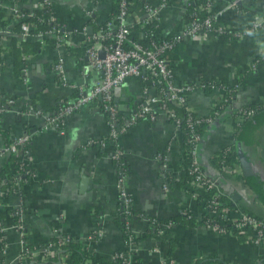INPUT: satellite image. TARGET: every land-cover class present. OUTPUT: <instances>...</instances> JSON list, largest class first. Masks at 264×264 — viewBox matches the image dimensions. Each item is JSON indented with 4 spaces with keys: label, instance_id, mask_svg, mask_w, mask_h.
Wrapping results in <instances>:
<instances>
[{
    "label": "crops",
    "instance_id": "1",
    "mask_svg": "<svg viewBox=\"0 0 264 264\" xmlns=\"http://www.w3.org/2000/svg\"><path fill=\"white\" fill-rule=\"evenodd\" d=\"M147 1L159 8L160 34L174 35L181 31L187 19L186 0H169L164 6L162 0ZM230 1L214 0V10H222L219 20L229 28H237L252 16H264V0H243L240 1L243 8L225 10ZM248 6L256 12L246 10ZM53 9L66 23L65 47L58 49L54 44L44 43L38 53L31 54L26 83L13 72L10 49L5 54L7 64L0 70V90L15 96V103L0 118V128L7 131L0 132V145L8 137L31 133L28 163L34 169L21 191L0 197V207L2 212L13 209L20 214L32 244L43 242L52 235L68 233L74 240L86 242L88 249L96 255L108 257L114 250L127 249L122 230L112 216L120 203L119 166L111 157L115 147L112 142L103 147L88 142L91 138L106 136L108 113L97 100L73 112L67 118L63 132L53 126L43 128V123L46 115L54 113L61 99L73 96L72 83L84 81L89 85L99 75L89 65L84 51L81 54L85 63L78 64V47L82 45L80 35L71 29L86 24L94 31L95 22L110 12L111 0L97 3L92 0H53ZM89 10L93 11V23L88 21L86 12ZM146 14L143 3L132 4L130 19L134 23ZM7 42L11 44L9 38ZM258 45V39L251 35L226 38L222 34L209 33L202 38H183L168 52L167 60L176 82L213 77L234 84L242 78L247 67L248 71L243 73L245 76L231 97V106H227L231 109L264 97V59L257 61L255 67L250 64ZM60 52L64 57L65 84L56 80L52 68ZM223 93L222 88L207 92L195 87L188 93L186 105L197 114H206ZM113 94L119 113L126 116L146 93L141 78L130 76L114 88ZM25 100L37 108L22 111L20 108ZM19 109L22 112H18ZM227 109L203 130L197 151L199 164L229 201L256 216H264V111L249 122L240 138H236V119ZM26 125H29L28 129ZM117 144L128 165L123 184L135 209L160 218L175 215L182 208L197 216L205 211V206L188 194L185 187L165 180L166 171L180 179V154L184 146L182 132L172 120L165 115L141 118L119 134ZM228 145L235 146L236 151L231 164L221 168L212 159ZM237 148L251 164L249 176L241 167ZM84 175L91 178V185L82 182ZM148 226L146 215L131 222V229L136 234H144ZM96 227L101 228L102 234L91 243L87 236ZM1 228L6 245L5 253L0 250V260L5 257L15 259L20 250L21 234L11 212L6 213ZM166 236L173 237V264H193L197 258L211 256L217 260L205 264H264L261 260L264 250L260 246L228 230L205 224H179ZM167 248L168 242L152 235L133 245L139 256L137 264H161ZM64 254L62 263L73 264L69 255ZM60 258L57 257L56 264L61 263Z\"/></svg>",
    "mask_w": 264,
    "mask_h": 264
},
{
    "label": "built area",
    "instance_id": "2",
    "mask_svg": "<svg viewBox=\"0 0 264 264\" xmlns=\"http://www.w3.org/2000/svg\"><path fill=\"white\" fill-rule=\"evenodd\" d=\"M92 1L97 3L99 0ZM168 1L169 0H162V6ZM189 1L195 2V0ZM240 1L243 0H231L225 5L224 9H235ZM132 4L133 3L128 4L126 0H120V8L116 15L112 18H103L95 22L98 24L100 23V26L91 33H88L87 27L89 25L87 26L86 24L71 29V32L80 35V44L84 47L89 65L92 69L98 71L99 75L94 82L89 85H86L84 81L72 83L71 86L74 89V95L66 99H61L54 113L46 115L43 123V128L53 126L63 132L65 127H62L61 124L66 122L67 118L73 112L99 98L102 102L103 110L108 113L107 133L103 138H91L88 142L101 147L105 146L108 142H114L115 147L111 154L112 158H118L122 155V151L117 144L119 134L130 125L136 123L140 118L148 117L154 119L158 115H165L172 120L178 128H181L180 117L177 116L172 107H169V104L186 105L188 93L195 87H200V81H174L172 69L168 64L167 54L180 40L185 37L202 38L209 33L223 35L225 31H229L235 38H244L251 35L257 40L258 31L264 30V16L259 15L252 16L237 28L227 27L225 24L221 23L218 18L222 10L215 11L214 0H206L203 6L196 7L197 10L205 8L207 12L206 15L199 20L194 17V10L187 13V19L181 31L178 34L171 35L170 38L166 34L159 33L158 7L152 6L146 1L143 3L147 12L146 16L138 21V23H134L130 19ZM0 6L3 10L7 11V13L12 14L15 21L21 22V30L19 33H16L17 37L21 39H39L42 41L46 36H53V38L56 39L54 45L58 49L65 47L66 40L63 34L65 32L66 23L65 21H56L58 15L53 9V0H27L26 2H21L20 0H0ZM86 13L89 17L88 21L90 20L93 23V11L89 10ZM46 20L51 22V26L45 31L41 29L36 30L37 22ZM152 21L156 22L154 32L157 39L153 38L149 42L143 43L140 39L146 36V31L142 26ZM102 22L103 24L101 25ZM8 33L9 29L2 28L0 25V55L3 57L0 66L3 67L7 64L5 54L10 47V44L7 42ZM132 33L135 38L129 40L128 36ZM127 40H129L128 44H126ZM100 50H103V56L99 55ZM261 51H264V43H259L256 48V53ZM23 58L29 62L31 55H23ZM257 61L258 59L255 54L252 62H250L251 66L255 67ZM28 68V63L20 67V75L18 76L24 83L27 81ZM52 68L57 75L56 80L65 84L64 57L61 52L54 60ZM130 76H138L141 78L146 94L144 99L132 112L126 116H120L118 107L113 100V91L115 87L123 83L125 79ZM216 88H222L224 93L226 92V87L224 85L214 87V89ZM224 93L218 102L226 100ZM4 97L6 98L7 104L15 102V98L12 97L11 94L5 93ZM8 108L6 104H0V111L4 112ZM186 108L188 111H191L188 109L187 105ZM235 109L238 113L234 116L236 123L245 116L251 117L255 113L252 108H242V106H239ZM26 110L31 111L33 108L30 106ZM18 112L22 111L19 109ZM202 115H205V120L209 122L218 117L220 112L213 111V114L211 111L206 114L196 113L194 116L187 117L185 131L189 133V137L184 141V146L180 154V161L182 167L184 155L186 153L192 155V161L189 165L190 171L193 174L191 183L198 188L206 189L214 184L215 180L204 173L197 157L198 145L202 138V134L195 131V124L202 119ZM30 137L31 133L24 132L23 134L11 138L9 142L0 145V166L5 162H8L10 166L18 163L19 168L24 170V165L29 164L28 143ZM223 167H227V165ZM26 172H30V170L25 169L23 173ZM32 173L33 171L31 174ZM118 173V197L122 204L127 207L132 202V198L124 187V170L121 166H119ZM20 174L21 173H19V176ZM6 181V176L2 175L0 177V197L12 191H20L19 177L13 180L11 184H6ZM165 186L166 185H164V187ZM221 193L220 190L215 192L211 200L213 207H211L209 203L204 205L206 210L211 214L212 220H214L213 222L205 223V225L221 229L219 226L226 223L222 217L224 216L229 219L230 224L236 232L243 233L246 238L250 239L264 250V216H256L242 208H229L221 200ZM192 196L195 197V195ZM15 226L21 234L20 250L15 259H8L5 257L0 260V264H39L40 262L54 257H61L60 259L62 261L59 264H64L62 262L65 254L60 253V246L68 240H74L70 234L59 233L55 241H51L50 238H48L43 242L32 244L27 238L29 230L25 229L22 221H15ZM165 226L170 227L171 222L166 223ZM222 230L231 231L230 229ZM133 233L136 234L134 231ZM101 234V228L96 227L87 236V239L89 242L95 243L98 238H100ZM159 234L161 236L159 238L168 242L165 232L159 231ZM126 243L127 250L133 248L134 243L130 241V238ZM5 245L3 240V247L0 249L2 254L5 253ZM87 250L90 249L87 247ZM95 255L96 254L88 256L84 264H92ZM166 260H168L169 264H173L171 255L168 257L166 254L161 264H166Z\"/></svg>",
    "mask_w": 264,
    "mask_h": 264
},
{
    "label": "trees",
    "instance_id": "3",
    "mask_svg": "<svg viewBox=\"0 0 264 264\" xmlns=\"http://www.w3.org/2000/svg\"><path fill=\"white\" fill-rule=\"evenodd\" d=\"M3 1H7V0H3ZM20 1L26 2L27 0H20ZM126 1L128 4L129 3L137 4L139 2L145 3L147 0H126ZM205 2H206V0H195V2L193 3L192 1L186 0L185 3H186L187 13H190L194 10L195 11L194 17L201 20L206 15L207 12H206L205 8L197 10L196 7L197 6H203V4H205ZM237 7L243 8L241 6V3H238ZM119 8H120V0H111V9H110V12L108 13V15L105 17V19H107V18L109 19V18L114 17L116 15V13L119 11ZM245 9L248 10L250 13L256 12L253 9H251V7H249V6L246 7ZM35 12H37V11H35ZM47 16H48V14H47ZM0 17H3L2 21H1L2 22L1 27L9 29L8 38L11 40V44H10L9 49L13 53V72H14V74H16L18 76V75H20V67L22 65L28 63V61H26L23 58V55L36 54L40 51V49L44 43L55 44L56 39L53 38V36H46L44 38V40H42V41H40L39 39H21V38L17 37V35H16V33H19L21 30V22L15 21L12 14L7 13V11L3 10L1 8V6H0ZM56 21L63 22L64 20L62 19V17L57 16ZM103 22L101 23V25L103 24ZM155 23H156L155 21H152L149 23H145L142 26V28L145 29V31H146V36L144 38L140 39L141 42L147 43L153 38L157 39V36L154 32ZM50 26H51V22L47 21V20L43 21V22H37L36 30L41 29V30L45 31ZM99 26H100V23L94 24V30L97 29ZM133 35H134L133 33L129 34V36H128L129 40H131V38L132 39L135 38ZM223 35L226 38L234 37L233 35H231V33L229 31L223 32ZM167 36L171 38V35H167ZM129 40H127L126 44L129 43ZM258 40H259L260 44L264 43V30L258 31ZM83 51H84L83 46H80V48L78 47V53L80 55V58L78 60L79 65L85 63L84 56H83V54H81V53H83ZM256 57H257L258 61L264 59V51L256 53ZM2 61H3V57L0 55V63ZM1 67H3V66H0V68ZM52 67H53V64H52ZM246 71H248L247 67H246V70H243V72H242V75H241L242 78H239L237 80V82L234 84L225 83V82H223L217 78H213V77L212 78H201L199 80L200 81L199 86L204 91H207V92L212 91L214 89V87H217L219 85H224L226 87V92L224 93L226 100H222L216 104H213V106L210 110L212 112V114H213V111H218L221 114L225 109L228 108L227 107L228 105L231 106L230 105L231 104L230 103L231 97L236 92L240 81L245 76V75H243V73L245 74ZM55 77L57 78L56 74H55ZM5 93L6 92L4 90H0V104H6L7 107L10 108L15 102L7 104L6 98L4 97ZM73 95H74V93H73ZM12 97H15V96L12 95ZM96 101L100 104V107L103 109L101 100L97 98ZM57 105H58V103H57ZM30 106H32V108H35V109L37 108L36 105H34L32 102L25 100L22 103L20 109L22 111H25ZM240 106H242V108H252L255 111V113L251 117L245 116L242 120H240L239 122L236 123V131H235L236 138H240L242 131L249 124V122L258 113H261L262 111H264V97H263V99H261L259 101L246 103V104H243ZM169 107H172L175 110V113L177 114V116L180 117V120H181L180 130L182 132V138H183V142H184L186 140V138L189 137V133H187L185 131L186 123H187V121H186L187 117L188 116H194L196 113L193 111H188L185 104L170 103ZM237 107H239V106H235V107L232 106L231 109L230 108L227 109V110H229V113L231 116H235L236 114H238L237 111H235L236 110L235 108H237ZM56 108H57V106H56ZM2 114H3V111H0V118H1ZM119 114H120V116L122 115L121 113H119ZM201 117H202V119L198 123L195 124V131L202 134L203 130L205 129V127L207 126V124L210 121L208 122L205 120V115H202ZM61 125H62V127H65L66 122H63ZM28 127H29V125H26V129H28ZM0 132L7 133V131L2 129V128H0ZM10 140H11V138L8 137V139H6L5 143L9 142ZM112 143L114 144V142H112ZM235 151H236L235 146L228 145L224 149L220 150L218 152V154L212 160H213L214 164H216L217 166H219L221 168L224 165H230L232 162V156L235 153ZM113 160L118 164V166H121L124 171L127 170L128 165L125 162V159L122 155L118 158H113ZM182 161H183V166L180 168V179H178V178L176 179L175 177L172 176L170 171H166V173H165L166 182L167 183L175 182L176 184L185 187L186 192L190 195H195V198L199 202H201L203 205H205L206 203L207 204L209 203L210 206L213 207L211 200H212L215 192H217V190H219L218 185L214 182V184H212L211 186H209L206 189H201V188H198L197 186L193 185L191 183V179L193 178V174L190 171V166H189L191 164V161H192V155L190 153H186L184 155ZM25 169L30 170V172L23 173ZM24 170L19 168L18 163H15V164H13V166H10V164L8 162H5L2 166H0V177L2 175L6 176V179H7L6 184L7 183L11 184V182L13 180H15V179H17V177H19V187H20V191H21L22 185L29 180L31 172L34 171L33 167L30 164H25ZM19 173H21L20 176H19ZM8 186H10V185H8ZM220 196H221V200L223 201V203L225 205H227L229 208H239L237 205H235L231 201H229V199L227 198V196H225V194L221 193ZM216 207H218V206H216ZM10 212L12 213L13 218L16 222L21 220L20 214L16 210L6 209V211L2 212L1 207H0V223L4 219L6 213H10ZM143 215H146L149 226L145 230L144 234H134L133 231L131 230V222L135 218H137L139 216H143ZM112 216H113V221L122 230V236H123V239L125 241L126 246H127L126 241L129 238H130V241L135 244L139 239H141L145 236H151L152 235V236H156L158 238L161 237L159 234V231H163L165 233H170L173 226H175V225H179V224L180 225L205 224V223L214 221V220H212V218H211L212 216L206 210V208H205V211L199 216L194 215L187 208H182L175 215L168 216L165 218H160V217H156V216H149V215L135 209L133 202H131L129 206L125 207L121 201L117 207V210L113 213ZM222 217L226 221V223L224 225L219 226V228L230 229L232 232L236 233L239 237H241L243 239L245 238L243 233L236 232V230L230 224L228 218H225L224 216H222ZM168 222H171L170 227L165 226V224ZM3 235H4V231H3V229L0 228V249H2V247H3V239H2ZM57 238H58L57 235L50 236L51 241H55ZM167 241H168L167 256L169 257L171 255L172 249H173V237L169 236L167 238ZM29 245H31V244H29ZM60 253H67L69 255V257L71 258V261L73 264H84V262L88 256H92L95 254L94 251L87 250L86 242L76 241L73 239L68 240L67 242L63 243L60 246ZM138 260H139V256L136 254V252L133 250V248L130 250L117 249V250H114L108 257L101 256V255H95V259H94L92 264H108L109 262H112L113 264H137ZM215 260H217V258L214 256L207 257V258L201 257V258H197L193 264H205L207 262H211V261H215ZM261 260L264 262V254L261 256ZM166 261H167L166 264H169L168 260H166ZM56 263H57V258L54 257V258L48 259L46 261L40 262L39 264H56Z\"/></svg>",
    "mask_w": 264,
    "mask_h": 264
},
{
    "label": "water",
    "instance_id": "4",
    "mask_svg": "<svg viewBox=\"0 0 264 264\" xmlns=\"http://www.w3.org/2000/svg\"><path fill=\"white\" fill-rule=\"evenodd\" d=\"M91 29H92L91 26L87 27V30L89 33L92 31ZM99 55L103 56V50H100ZM238 145H239V141L236 142V147ZM237 151L239 153V160H240V164H241V167H242L244 173L248 176L251 175L252 174V168H251V164L248 161L246 155L243 154L241 151H239V148H237ZM84 181H85L86 185H91L92 180L89 176H85V175L82 176V182L84 183Z\"/></svg>",
    "mask_w": 264,
    "mask_h": 264
}]
</instances>
